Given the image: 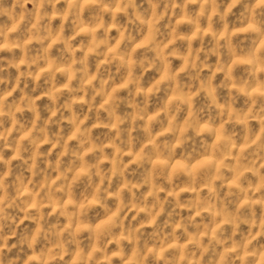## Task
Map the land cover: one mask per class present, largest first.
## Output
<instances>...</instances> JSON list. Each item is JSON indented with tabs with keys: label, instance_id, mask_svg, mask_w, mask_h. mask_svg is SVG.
<instances>
[{
	"label": "clouds",
	"instance_id": "1",
	"mask_svg": "<svg viewBox=\"0 0 264 264\" xmlns=\"http://www.w3.org/2000/svg\"><path fill=\"white\" fill-rule=\"evenodd\" d=\"M0 264H264V0H0Z\"/></svg>",
	"mask_w": 264,
	"mask_h": 264
}]
</instances>
